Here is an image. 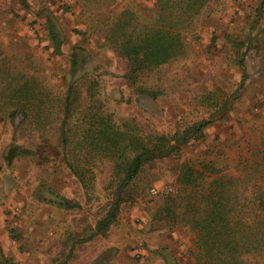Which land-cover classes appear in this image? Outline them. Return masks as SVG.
Returning a JSON list of instances; mask_svg holds the SVG:
<instances>
[{
    "label": "rangeland",
    "instance_id": "rangeland-1",
    "mask_svg": "<svg viewBox=\"0 0 264 264\" xmlns=\"http://www.w3.org/2000/svg\"><path fill=\"white\" fill-rule=\"evenodd\" d=\"M261 2L207 0L180 21L184 53L134 73L105 35L124 10L138 30L157 24L159 0H0V145L7 160L0 172L10 171L3 195L0 190L9 243L0 239V248L8 264H197L195 232L166 213L167 203L184 194L182 167L205 171L204 182L231 176L240 196L264 189ZM50 18L60 36L58 50L49 38ZM97 115L141 136H173L209 123L175 154L147 163L127 188L108 233L85 244L78 240L93 231L89 225L103 216L117 182L111 158L83 138ZM70 163L80 164L87 188ZM153 187L160 193L153 194ZM165 187L178 191L164 193ZM58 204L67 222L68 213L77 214L68 222L74 230L66 225L60 239L52 234V207ZM22 222L41 235L25 239ZM14 251L37 256L21 259Z\"/></svg>",
    "mask_w": 264,
    "mask_h": 264
},
{
    "label": "trees",
    "instance_id": "trees-1",
    "mask_svg": "<svg viewBox=\"0 0 264 264\" xmlns=\"http://www.w3.org/2000/svg\"><path fill=\"white\" fill-rule=\"evenodd\" d=\"M206 1L159 0L163 11L161 19L157 24L145 25L142 30L129 21L127 15H131V11L124 10L109 27L105 40L129 61L134 73L168 63L185 51V37L179 26L183 15L197 13ZM263 9L264 0L260 11ZM47 27L49 38L58 50L61 47L60 36L54 19L48 20ZM77 62L78 52H74L73 68H76ZM240 63L244 66L243 60ZM71 91L70 88L66 98V118L71 109ZM94 118L83 138L97 154L105 153L111 158L117 182L103 216L96 224L89 225L93 231L78 242L105 236L117 218L127 188L145 165L175 154L181 145L202 136L209 123H194L173 136L164 133L141 136L126 134L103 115ZM69 165L87 188L80 164ZM206 176L205 171L184 165L179 175L184 194L172 199L166 206L167 214L195 232L197 264H264V189L259 187L251 198L240 196L237 182L231 176L220 175L204 182ZM70 204L67 201L65 207L69 208ZM75 245L76 242H73L71 250ZM0 258L8 264L9 259L1 248Z\"/></svg>",
    "mask_w": 264,
    "mask_h": 264
},
{
    "label": "crops",
    "instance_id": "crops-1",
    "mask_svg": "<svg viewBox=\"0 0 264 264\" xmlns=\"http://www.w3.org/2000/svg\"><path fill=\"white\" fill-rule=\"evenodd\" d=\"M245 114L246 113H245L244 109L240 110V116L242 115V117L245 118V116H246ZM216 122H217L216 124L221 126V124L224 123V118H221V119L217 120ZM229 123L230 122L226 123L228 127L230 125ZM222 130H223V128L221 129V131ZM251 152H253V150ZM5 156L6 155H5L3 149H2V147L0 145V167H2L1 169H4V168L7 167V160H6ZM8 172H10V171H8ZM8 172H4V171L0 172V190H1L2 195H3L2 191L4 190V186H6V185H4V181L6 180L5 176H6V174H10ZM6 189H8V192H11V190H13L12 187H9V188H6ZM1 193H0V195H1ZM66 212L67 211H66L65 207H63V206H61L59 204L57 206L55 205V206L52 207V222H53L52 223V225H53L52 234H53L54 237H56L58 239L64 237V231H65V226L66 225H67V228H71V230H74L73 228H75V225L72 226L69 223H71L72 218L74 219L77 214L76 213H73V214L68 213V217H70V219L68 220V222H69L68 223L65 220V218H64L65 215H66ZM4 217H5V215L3 214V212H0V239H4V242L9 243V241H8L9 234L7 233V230L3 231V228H5L4 225H2V221L5 220ZM30 226L31 225H29V224L26 225V223L22 222V223H20V227L19 228H20L22 233H25V235H26L25 239H28V238L33 239V240L37 239L41 235L39 233V231H38L39 230L38 227L34 230L33 228H30ZM70 226H72V227H70ZM30 230L31 231L34 230V231L30 232ZM30 233H32V234H30ZM82 237H84V236H82ZM100 237L101 236H99V238ZM91 242H92V239L84 241L85 244H90ZM103 249H104V247H100L99 248V252L101 253ZM14 252L21 259H27L28 260V259H32V258L37 256V255H35V253L34 254L30 253V251H26V252H23V253L20 252L21 254L20 253L18 254L16 251H14Z\"/></svg>",
    "mask_w": 264,
    "mask_h": 264
},
{
    "label": "built area",
    "instance_id": "built-area-1",
    "mask_svg": "<svg viewBox=\"0 0 264 264\" xmlns=\"http://www.w3.org/2000/svg\"><path fill=\"white\" fill-rule=\"evenodd\" d=\"M151 191H152V193L153 194H158V193H160V190L158 189V188H156V187H153L152 189H151ZM178 190L175 188V187H165L163 190H162V192H164V193H176Z\"/></svg>",
    "mask_w": 264,
    "mask_h": 264
}]
</instances>
